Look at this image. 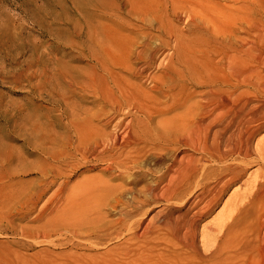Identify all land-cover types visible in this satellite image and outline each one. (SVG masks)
<instances>
[{
  "label": "bare ground",
  "instance_id": "1",
  "mask_svg": "<svg viewBox=\"0 0 264 264\" xmlns=\"http://www.w3.org/2000/svg\"><path fill=\"white\" fill-rule=\"evenodd\" d=\"M163 1L166 12L152 6L153 15L171 40L158 37L154 45L137 51L127 45L109 56L102 73L85 81L95 109L77 106L56 141L60 146L75 133V153L107 163L81 192L98 222L109 223L117 211L112 227L132 234L116 264H264V137L257 139L264 99H244L246 85L263 77L264 21L247 23L243 5L233 20L205 0ZM183 15L189 36L170 18ZM163 48L169 51L157 65ZM155 67L163 73L153 74ZM144 79L153 83V94ZM152 154L158 168L143 169L140 159ZM233 186L218 219L203 224ZM42 193L18 195L16 189L11 199L34 206ZM155 206L160 209L149 217Z\"/></svg>",
  "mask_w": 264,
  "mask_h": 264
},
{
  "label": "rangeland",
  "instance_id": "2",
  "mask_svg": "<svg viewBox=\"0 0 264 264\" xmlns=\"http://www.w3.org/2000/svg\"><path fill=\"white\" fill-rule=\"evenodd\" d=\"M205 1L229 12L233 20L243 5L247 23L264 21V0ZM152 6L166 12L163 0H0V264H116L117 255L130 242V231L112 227L118 212L107 216L109 223L98 222V213L81 192L83 183L101 175L107 163L97 164L75 153V133L60 146L56 140L60 124L73 118L77 106L95 109L93 88L85 81L93 82V74L102 73L109 56L115 57L127 45L137 51L154 45L158 37L171 40L158 29ZM170 18L185 36L191 34L186 15ZM163 49L157 65L169 51ZM259 68L263 77L246 85L244 99H264V65ZM162 69L155 67L152 73L162 74ZM141 83L149 95L155 92L150 81ZM202 91L198 88L196 99ZM129 118L138 120L134 113ZM263 137L264 129L257 139ZM43 151L58 158H47ZM140 163L143 169L159 165L154 154ZM10 169L17 173L4 179ZM124 176L114 183L124 182L128 175ZM16 189L18 195L37 189L43 193L36 205L25 206L11 199ZM235 189L203 224L218 219ZM159 209L155 206L148 216ZM138 219H131L134 227Z\"/></svg>",
  "mask_w": 264,
  "mask_h": 264
}]
</instances>
